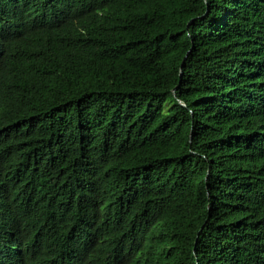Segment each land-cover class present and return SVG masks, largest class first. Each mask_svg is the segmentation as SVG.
Masks as SVG:
<instances>
[{
  "label": "trees",
  "instance_id": "obj_1",
  "mask_svg": "<svg viewBox=\"0 0 264 264\" xmlns=\"http://www.w3.org/2000/svg\"><path fill=\"white\" fill-rule=\"evenodd\" d=\"M0 264H264V0H0Z\"/></svg>",
  "mask_w": 264,
  "mask_h": 264
}]
</instances>
